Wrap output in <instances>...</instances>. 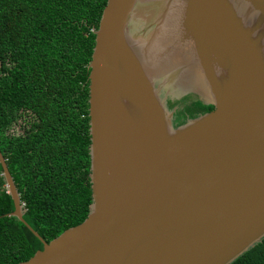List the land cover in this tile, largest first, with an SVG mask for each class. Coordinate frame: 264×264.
Wrapping results in <instances>:
<instances>
[{
  "label": "water",
  "instance_id": "95a60500",
  "mask_svg": "<svg viewBox=\"0 0 264 264\" xmlns=\"http://www.w3.org/2000/svg\"><path fill=\"white\" fill-rule=\"evenodd\" d=\"M142 7L106 0L93 31L85 218L44 242L0 154L7 215L41 242L16 264H229L264 236V0H182L181 38L212 109L174 127L139 53L158 21Z\"/></svg>",
  "mask_w": 264,
  "mask_h": 264
},
{
  "label": "trees",
  "instance_id": "16d2710c",
  "mask_svg": "<svg viewBox=\"0 0 264 264\" xmlns=\"http://www.w3.org/2000/svg\"><path fill=\"white\" fill-rule=\"evenodd\" d=\"M105 1L0 0V154L23 220L44 242L81 222L91 202L87 64ZM211 109L185 100L172 123ZM12 210L0 176V264L41 248ZM229 264H264V236Z\"/></svg>",
  "mask_w": 264,
  "mask_h": 264
},
{
  "label": "bare ground",
  "instance_id": "6f19581e",
  "mask_svg": "<svg viewBox=\"0 0 264 264\" xmlns=\"http://www.w3.org/2000/svg\"><path fill=\"white\" fill-rule=\"evenodd\" d=\"M138 1L143 5V10L149 14L142 19H158L153 28L146 33L142 47L139 49L147 68L159 75L184 68L183 73H180L175 80L184 85L193 84L198 88L199 82L192 63L191 49L189 43L184 41L180 34L182 0ZM135 11L134 18L137 20L141 14L138 8Z\"/></svg>",
  "mask_w": 264,
  "mask_h": 264
},
{
  "label": "flooded vegetation",
  "instance_id": "af4514ba",
  "mask_svg": "<svg viewBox=\"0 0 264 264\" xmlns=\"http://www.w3.org/2000/svg\"><path fill=\"white\" fill-rule=\"evenodd\" d=\"M169 77V79H175L176 77L174 75L166 74V75H160L157 77H154L155 81L154 84L160 85V97L163 99L164 105L167 108L168 111L171 112V125L177 126L178 124H173L172 120H173V116L174 113L176 111V107L175 105H172V102L174 101H181V100H188V101H200L201 103L204 104H210V100L207 98V96L203 93L204 91L202 90V88H200L198 86L194 87L193 84H182V83H176L175 81L173 82V84L169 85V86H163L160 83L164 80L167 79ZM156 79H158V82L156 81ZM195 89V90H194ZM197 89V90H196ZM200 89V90H198ZM166 95V96H164ZM172 99V100H171ZM169 106V107H167Z\"/></svg>",
  "mask_w": 264,
  "mask_h": 264
},
{
  "label": "rangeland",
  "instance_id": "374dc122",
  "mask_svg": "<svg viewBox=\"0 0 264 264\" xmlns=\"http://www.w3.org/2000/svg\"><path fill=\"white\" fill-rule=\"evenodd\" d=\"M169 84H171V83H169ZM169 84H167V85H169ZM167 85H166V86H167ZM164 96H166V95H164ZM171 100H172V99H171ZM185 100H186V99H185ZM185 100H184V101H185ZM184 101H183V100H181V101H174V102H172V105H175V107L177 108V107H180ZM167 107H169V106H167Z\"/></svg>",
  "mask_w": 264,
  "mask_h": 264
},
{
  "label": "built area",
  "instance_id": "2783aa9c",
  "mask_svg": "<svg viewBox=\"0 0 264 264\" xmlns=\"http://www.w3.org/2000/svg\"><path fill=\"white\" fill-rule=\"evenodd\" d=\"M23 205L24 203L23 202H20V207L23 209ZM24 210V209H23Z\"/></svg>",
  "mask_w": 264,
  "mask_h": 264
}]
</instances>
